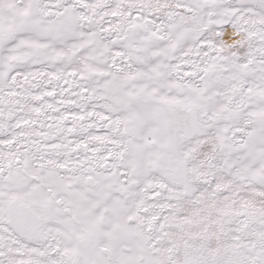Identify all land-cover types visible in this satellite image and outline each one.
I'll return each mask as SVG.
<instances>
[{
	"label": "snow or ice",
	"instance_id": "snow-or-ice-1",
	"mask_svg": "<svg viewBox=\"0 0 264 264\" xmlns=\"http://www.w3.org/2000/svg\"><path fill=\"white\" fill-rule=\"evenodd\" d=\"M0 264H264V0H0Z\"/></svg>",
	"mask_w": 264,
	"mask_h": 264
}]
</instances>
